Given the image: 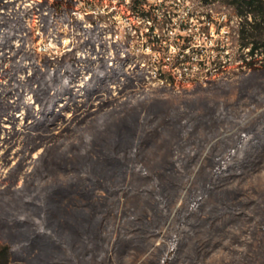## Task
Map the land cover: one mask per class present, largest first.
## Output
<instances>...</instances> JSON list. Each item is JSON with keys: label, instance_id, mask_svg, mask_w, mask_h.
Masks as SVG:
<instances>
[{"label": "rangeland", "instance_id": "obj_1", "mask_svg": "<svg viewBox=\"0 0 264 264\" xmlns=\"http://www.w3.org/2000/svg\"><path fill=\"white\" fill-rule=\"evenodd\" d=\"M30 20L36 52L74 48L89 67L76 114L59 127L16 134L24 107L0 121V264H264V70L242 61L235 10L223 0H75L50 33ZM156 35L168 39L165 57ZM184 43L191 60L174 67ZM1 98L10 112L16 97ZM31 136L43 146L11 171ZM44 150L46 172L33 171Z\"/></svg>", "mask_w": 264, "mask_h": 264}, {"label": "trees", "instance_id": "obj_2", "mask_svg": "<svg viewBox=\"0 0 264 264\" xmlns=\"http://www.w3.org/2000/svg\"><path fill=\"white\" fill-rule=\"evenodd\" d=\"M204 4H211L213 0H201ZM233 8L240 18L239 29V50L243 52L242 61L244 65L252 71L264 70V0H223ZM75 0H0V86L2 80L9 85L8 92L1 94L6 96L12 94L16 97V104L11 111L4 112L0 108V121L4 118H15L24 107V124L22 128L12 121V131L19 133L36 132L43 122L52 123L54 127H59L57 118L65 119L64 113L71 111V115L76 114L71 109V102H77L79 93L75 90L76 83L83 76L81 72L87 73L88 65H81V58L77 57L74 48L67 49L61 55L52 53L36 52L34 47H30L31 37V15H37L38 25L41 26L42 34L50 33L52 25L56 22L59 14L72 12ZM142 6L141 3H134V7ZM158 7V6H157ZM210 17V15H209ZM228 17L223 19L218 29L229 21ZM152 30H155L152 27ZM208 27L200 29L205 33ZM153 48L164 55L168 54L170 45L168 39L158 37L151 38ZM17 42V43H16ZM191 45L183 44L180 47V55L183 56L174 67L185 64L191 59L186 50ZM217 43L215 50L224 51ZM248 49V52H245ZM192 67V66H190ZM83 68L85 70H83ZM25 73L21 76L19 72ZM89 78L84 80L83 91L87 92L94 77L89 72ZM103 75L97 82L102 81ZM34 79V80H33ZM35 83V84H34ZM36 85V86H35ZM31 93L33 103L27 104L25 96ZM88 99L92 95L87 94ZM61 102V103H60ZM36 104V107L34 106ZM78 116V115H76ZM74 116L71 121L76 117ZM69 122L68 120L65 123ZM33 134V133H32ZM34 145L25 157L21 155L15 164L10 168L16 169L21 163L29 160L32 153L37 150L42 143H35V137L31 136ZM17 143V141H15ZM47 155L41 152L33 161V171L42 166V172H46L45 164ZM23 189H18L21 191ZM30 198L33 195H29ZM41 228V226H39ZM54 238V235H50ZM9 254L8 249L0 250V258H5Z\"/></svg>", "mask_w": 264, "mask_h": 264}]
</instances>
